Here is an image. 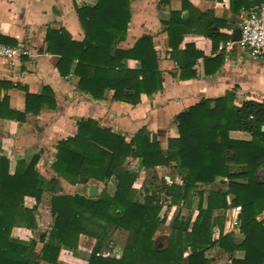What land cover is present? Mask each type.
I'll return each instance as SVG.
<instances>
[{"label":"trees","instance_id":"1","mask_svg":"<svg viewBox=\"0 0 264 264\" xmlns=\"http://www.w3.org/2000/svg\"><path fill=\"white\" fill-rule=\"evenodd\" d=\"M263 1L255 0L256 4ZM225 3H229L233 12L251 4L249 0H225ZM184 5H188V0H183ZM74 7L85 32L82 40L72 39L63 28L47 32V50L60 55L57 68L61 74L73 69L79 77L80 89L94 98H101L109 88L113 90V98L136 103L141 93L151 94L161 89L162 73L150 36L139 38L129 49L115 46L127 34L130 0L83 3L74 0ZM187 22L180 19V11L170 12L166 22L168 44L179 64L192 66L199 52L190 56L193 46L190 42L186 43V57H179L184 34L194 32L192 27L186 26ZM203 25L207 39L215 42L227 38L219 31L213 16L212 19L207 17ZM125 58L137 59L139 67L125 66ZM234 97L233 91H227L216 98H202L180 112L177 115L179 136L170 138L166 149L155 136L150 137L145 128L128 141L93 118L78 120L77 132L57 142L52 169L72 184L87 182L90 178L101 181L114 178L116 188L112 194L103 190L96 197L63 194L59 193V180L50 178L49 189L53 193L50 204L55 220L40 252L35 249L36 240L11 235L14 226L37 228L35 211L44 190L36 168L39 157L17 160L14 171L10 172L9 159L1 156L0 264H39L41 259L62 264L57 260L60 247L76 252L81 233L96 238L88 256L90 264H209L205 251L216 242L211 227L215 221L221 225L218 218H212V212L229 206L226 193L210 191L207 207L199 204L190 230V220L176 216L166 246L157 247L153 237L164 220L159 216L162 192L170 194L173 202L185 200L197 182L211 183L220 175L229 179L228 191L235 195L232 204L241 206L239 228L246 237L237 245L231 234L221 232L218 244L230 252L244 251L243 258L232 257L230 264H264V221L256 218L264 209V176L259 173L264 167V131L261 129L264 102L245 100L238 105ZM231 130L247 131L251 138H233ZM130 157L140 158L146 170L174 161L183 174V185L169 184L152 173L147 185L139 191L133 185L138 171L129 166ZM234 164L243 166L244 171L233 172ZM240 177H245L247 182L233 180ZM26 196L33 197L35 204L27 206ZM116 229L128 234L122 255L118 258L98 256L97 252ZM45 237L42 233L39 239L44 241Z\"/></svg>","mask_w":264,"mask_h":264},{"label":"crops","instance_id":"2","mask_svg":"<svg viewBox=\"0 0 264 264\" xmlns=\"http://www.w3.org/2000/svg\"><path fill=\"white\" fill-rule=\"evenodd\" d=\"M91 1L76 0L78 3ZM249 1L250 5H243L239 11L233 12L225 0H188L186 6H183V0H130L131 16L127 34L115 46L129 49L139 38L150 36L163 78L161 89L151 94L141 93L139 101L133 103L113 98V90L109 88L104 90L101 98H94L80 89L79 77L73 73V69L64 75L59 72L57 63L60 55L47 50V32L49 29L63 28L74 40L84 38L85 32L74 0H0V40L28 51L13 61L0 56V158L5 156L9 159V171L13 172L17 160L29 161L38 156L36 168L44 183L42 197L35 211L37 228L14 226L11 235L23 240H36L35 249L40 252L55 220L50 204L53 193L48 183L52 177L59 180V193L63 194L78 193L91 197L89 187L92 183L97 185V195L103 190L111 194L114 192V178L104 181L90 178L87 182L72 184L59 177L51 167L56 158L57 142L74 135L77 121L81 118H93L128 141L141 128H145L150 137L155 136L161 147L166 149L169 139L179 136L177 115L202 98H216L233 91L234 102L238 105L245 100L264 102V56L240 49L235 43L237 40L232 38L243 12L257 5L255 0ZM171 11H180V19L184 23L188 21L186 26L194 30L184 34L179 46L181 59L186 57L184 52H187L188 42L193 45L190 56L199 52L192 66L179 64L171 54L166 23ZM201 12L209 14L202 16ZM212 16L216 18L219 31L226 34L227 38L215 42L206 38L202 31L205 27L203 24L207 17L212 19ZM231 43L233 46L228 48ZM123 62L131 68L139 67V61L134 58H125ZM229 133L233 138H251L247 131L231 130ZM127 162L138 171L133 185L139 191L147 185V178L152 173L159 178L167 176L169 184L182 186L184 183L183 174L174 161L167 165H156L149 170L141 165L140 158L130 157ZM232 166L233 172L244 171L243 166ZM259 173L264 176V167L260 168ZM233 180L247 182L245 177ZM211 190L226 193L229 206L212 212V218H218L221 225L215 221L211 227L212 238L216 242L205 251L210 258L209 264H230L232 257H244L243 250L230 252L218 244L221 232L231 234L237 245L243 243L246 237L239 228L241 206L232 204L235 195L228 191L229 179L221 175L211 183L197 182L185 200L173 202L170 194H160L159 216L164 220L158 225L153 237L157 247L166 246L176 216L188 218L191 229L199 212V204L207 207ZM25 204L32 206L35 199L26 196ZM256 218L264 221V209ZM117 230L126 232V236L115 239ZM42 233L46 235L44 241L39 239ZM127 236V231L116 229L97 255L120 257ZM95 243L94 236L81 233L77 251L61 246L57 260L62 264H90L88 256ZM39 264L52 263L41 259Z\"/></svg>","mask_w":264,"mask_h":264},{"label":"built area","instance_id":"3","mask_svg":"<svg viewBox=\"0 0 264 264\" xmlns=\"http://www.w3.org/2000/svg\"><path fill=\"white\" fill-rule=\"evenodd\" d=\"M239 26L241 33L236 45L250 54L264 56V1L244 11ZM232 46L233 43L228 48ZM27 52L25 48L8 45L0 40V56L9 61ZM164 179L169 182L167 176Z\"/></svg>","mask_w":264,"mask_h":264},{"label":"water","instance_id":"4","mask_svg":"<svg viewBox=\"0 0 264 264\" xmlns=\"http://www.w3.org/2000/svg\"><path fill=\"white\" fill-rule=\"evenodd\" d=\"M240 33H241L240 26H237L233 32V36H232L233 40H238L240 38ZM261 129L264 131V124L262 125ZM89 195L91 197L97 196V185L95 183H92L90 185Z\"/></svg>","mask_w":264,"mask_h":264},{"label":"rangeland","instance_id":"5","mask_svg":"<svg viewBox=\"0 0 264 264\" xmlns=\"http://www.w3.org/2000/svg\"><path fill=\"white\" fill-rule=\"evenodd\" d=\"M126 232H123V231H116V233L114 234V237H115V239H117V240H119V239H121V237H125L126 235ZM160 242H162V240H160Z\"/></svg>","mask_w":264,"mask_h":264}]
</instances>
